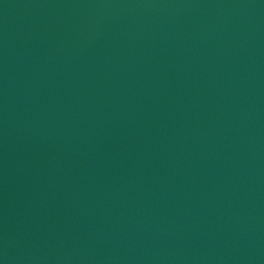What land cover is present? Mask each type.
Returning <instances> with one entry per match:
<instances>
[{"label":"water","instance_id":"95a60500","mask_svg":"<svg viewBox=\"0 0 264 264\" xmlns=\"http://www.w3.org/2000/svg\"><path fill=\"white\" fill-rule=\"evenodd\" d=\"M0 264H264V0H0Z\"/></svg>","mask_w":264,"mask_h":264}]
</instances>
